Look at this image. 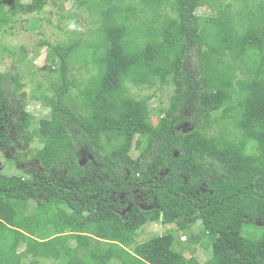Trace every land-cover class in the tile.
Returning a JSON list of instances; mask_svg holds the SVG:
<instances>
[{"label":"trees","instance_id":"16d2710c","mask_svg":"<svg viewBox=\"0 0 264 264\" xmlns=\"http://www.w3.org/2000/svg\"><path fill=\"white\" fill-rule=\"evenodd\" d=\"M11 1L0 0V30L47 3L17 2L9 15ZM75 1L68 16L87 13L93 28L41 42L47 118L35 124L17 96L20 72L0 73V152L18 164L31 147L11 150L37 139L41 165L0 172V264H187L190 243L211 247L203 264H264V0ZM145 87L173 89L157 124L149 97L138 98ZM186 113L198 120L183 133ZM156 223L174 228L139 243ZM196 224L201 233L188 234Z\"/></svg>","mask_w":264,"mask_h":264},{"label":"rangeland","instance_id":"374dc122","mask_svg":"<svg viewBox=\"0 0 264 264\" xmlns=\"http://www.w3.org/2000/svg\"><path fill=\"white\" fill-rule=\"evenodd\" d=\"M32 0H12L6 5V11L9 15H13L16 10L17 2L29 4ZM47 3L43 10L39 13L24 14L17 17L10 26H6L0 30V73L20 72L22 76V83L25 85L21 92L17 96H23L27 99L28 111L36 117V123H40L41 120L47 118L50 115L49 106L42 105L40 102V93L45 92V95H50L49 78L44 71L47 70V57L49 55L50 47L41 45L42 41H49L52 44L64 42L69 38L67 32H74L75 30H81L84 33H89L91 28V19L88 14L84 13L77 18L69 17V13H75L79 10L78 2L75 0H46ZM178 15L177 10L170 13L172 18ZM198 15L201 18L202 25H208L211 21L212 14L209 7H204L198 10ZM36 22V28L32 23ZM179 27V23L176 24V28ZM225 46L235 49L238 52V47L233 46L229 39H225ZM6 48V51L3 50ZM193 49L188 56L187 69L192 72L195 69L197 62V52ZM39 53L38 57L33 62H26L33 58L35 53ZM233 53V51H231ZM14 53V54H11ZM29 59V60H27ZM74 74H79L78 70L74 66ZM14 88L13 86L11 87ZM59 88L55 86L54 89ZM173 89L165 87L163 89L145 87L138 92V98H148V106L152 113L153 124L158 123V116L170 108L171 96ZM22 97V98H23ZM14 103H18L20 98L11 99ZM187 121L182 124L180 130L183 133L191 131L198 118L194 113L185 114ZM17 135L14 136L16 139ZM34 139V138H33ZM31 147L32 153H29L26 157H21L18 164L7 162L9 154H2L0 152V172L4 175H20V174H32L38 171L41 167L40 161L35 158V152L39 149L40 145L38 140L34 139L33 143H20L18 149L11 150L13 155L17 153H23L27 148ZM133 156L138 157L139 150L133 151ZM81 157V163L84 165L90 156V152L82 150L79 152ZM124 196H122L123 198ZM138 199H142L141 195H137ZM34 205V204H33ZM150 209V208H147ZM56 217L61 219L67 218V213L60 208L56 209ZM174 228L173 226H164L161 223L150 224L140 231L138 236L139 243H142L151 237L161 236L166 233L167 230ZM182 233V234H181ZM181 242H188V235L181 232ZM187 233L199 234L201 233V227L199 224L194 225ZM189 250H185L184 255L187 259V264H203L209 258L211 247L208 245L203 248L202 245L188 244ZM31 255V252L29 253ZM213 254L211 255V258ZM41 264H53V261H41Z\"/></svg>","mask_w":264,"mask_h":264}]
</instances>
